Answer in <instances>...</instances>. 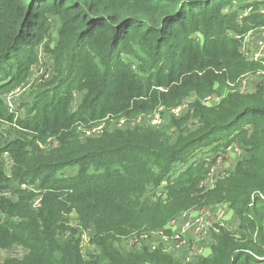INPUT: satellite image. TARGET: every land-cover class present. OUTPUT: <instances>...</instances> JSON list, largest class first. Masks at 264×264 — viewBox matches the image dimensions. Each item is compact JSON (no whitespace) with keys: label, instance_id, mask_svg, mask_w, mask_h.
<instances>
[{"label":"trees","instance_id":"obj_1","mask_svg":"<svg viewBox=\"0 0 264 264\" xmlns=\"http://www.w3.org/2000/svg\"><path fill=\"white\" fill-rule=\"evenodd\" d=\"M55 21L57 36L47 49L53 77L19 121L23 131L0 141V154L13 162L9 176L0 167V186L34 184L40 196L37 211L34 192L17 187V200L0 197V210L17 220L3 215L0 248L27 250L5 264H264V83L252 93L233 89L262 68L240 46L248 32L264 29V0H0V88L26 78L34 48ZM216 85L227 93L203 105ZM74 92L81 95L77 110ZM191 94L192 112L170 125L91 138L76 131L77 122L149 114ZM194 118L199 124L189 129ZM232 144L241 150L239 161L217 174L213 188L200 187L213 155ZM74 166L73 174L62 172ZM218 204L238 223L217 225L203 257L186 263L160 246L129 253L114 246L187 209ZM71 211L92 230L97 253L82 254L77 230L62 237L69 228L61 217Z\"/></svg>","mask_w":264,"mask_h":264},{"label":"rangeland","instance_id":"obj_2","mask_svg":"<svg viewBox=\"0 0 264 264\" xmlns=\"http://www.w3.org/2000/svg\"><path fill=\"white\" fill-rule=\"evenodd\" d=\"M247 1L250 2L253 0H247ZM247 12L248 11H245L243 14H245ZM262 30H264V29L253 30V31H250L246 34V38H247V36H250V38H247V39H249L250 47L252 49H253L254 44L256 42L255 35ZM56 36H57V23L55 21L52 24L49 23L48 32L46 34V37H44L43 40L34 48V50H35V62L31 65V67L28 71V74L26 75V78H24L23 80H21L19 82L15 81L14 83L9 85L8 87L0 88V103H1V108H2V111H1L2 115H0V141H1V143H4L6 141H10L13 138H16L17 135H19V133H21V131H23L21 126L18 124L19 121L20 120L22 121L24 118H26V116L29 113V111H28L30 108L29 106L34 103L33 100L36 97V95L39 94L44 89H46L49 81H51L50 79L53 77V61H52L51 55L47 52V49L53 47ZM252 53H253V51H248L247 54H245V56L244 55L243 56L245 57V59L250 61V59H251L250 57H251ZM126 59L129 62H133V60L129 57H126ZM254 74L255 73H251V74L243 77L240 81H238V83L235 87H233V86H230V87H233L234 90H238L244 94L254 92L256 90L257 85H259V83H262L260 80H258V78H256V76H254ZM249 76H252V77L254 76V78H249ZM243 80H244V83H243ZM249 86H250L249 89L251 90L250 92H248L246 90L247 89L246 87H249ZM17 89H18V93L12 94V92H14ZM227 90L228 89L226 87H222V86L218 87L216 85L214 87L213 93H211V95L214 98V101L220 100L221 97L227 93ZM192 97L194 98V100L197 99L195 94H191L188 97H185L182 100V102L187 103V101H189V99ZM72 98H73V100L71 103V105H72L71 109L77 110V108L79 106L80 99H81V95L74 92ZM191 103H190V106H191ZM205 106H207V105H205ZM165 117L167 120L166 123H168L170 120V116L166 115ZM171 123H173V122L170 121L168 124L170 125ZM197 124H199V119L194 118V119H191V121L187 123V127L189 129H192V128H195L197 126ZM171 127L172 126H170L169 129ZM172 131L173 130H170V133ZM51 144L55 145V140L51 141ZM200 154L201 153L199 151V153L197 154V157L195 159H199ZM218 156L223 157L224 154L223 155L218 154ZM223 161H224V159L222 160V165H223ZM12 163L13 162L10 159L8 152H3L0 154V165H1L0 167H2V169L4 170V173L7 176L10 175V167H11ZM222 165L217 169L218 172H225V171H228V170L233 168L232 167L230 169L229 168L223 169ZM176 167L180 168L181 166L179 164H176ZM75 171H76V166L65 168L62 170V172L65 175L73 174ZM29 185H32L34 193L36 194L35 197H37L38 196L37 193L39 192V190L36 189V186L34 184H29ZM0 187H2V189L0 188V197L6 199L8 201L17 200V197L14 194V191L18 187L17 182L15 183L14 180H11V181L7 182V184L5 186H0ZM26 191L33 192L32 190H26ZM35 197L31 198V200H30L31 209L33 211H37L39 208V207L34 208L32 205ZM211 206H213V208L216 207L215 205H211ZM206 207H210V206H206ZM228 212H230V211H228V209H226V212L222 216V219H224L226 217ZM3 215L6 216V219L8 221H12V222L17 221L16 218L11 217L6 212H2V210H0V221H2L5 218V217L3 218ZM222 219L220 221H218L217 224L213 223L215 230H213V225H212V227L210 229V233H212V232L214 233L215 231L217 232L216 226L223 224ZM61 221H62L63 226H66L69 228V230L64 231V233L62 234V237L64 239H66V238L68 239L69 237H70L69 239H71L72 233L75 232V230H77L78 232L81 233L79 235V247L81 249L82 254L84 256H86L87 252H91L94 254L97 253V251H98L97 246L93 243L92 237H91V234H92V236L94 235L92 230L86 229V228H81L78 217L76 216V213L74 211H71L69 214L63 215L61 217ZM224 222H225V220H224ZM166 224L163 227H161L160 229L165 228ZM231 228H234V227H231ZM152 231H154V230H152ZM136 234H138V233H132L123 239L120 238V239L116 240L114 242V246L120 252H123V253L133 252L134 247H133V243H132L133 242L132 237ZM209 235H208V237H209ZM187 237H189V235ZM208 237L206 236V238H208ZM194 239L195 238L191 239L190 242L193 243ZM207 241H208V239H207ZM153 244L156 246H159L155 242H153ZM163 249H165V248L163 247ZM164 251H166V250H164ZM26 252H27V250L22 245H16V244H13L8 248H0V264H5V263H9L13 260H17V259L21 258ZM170 253L173 254L174 257H176V256L180 257L175 253H172V252H170ZM208 253H210V251L205 249V251L203 252V255L197 256V257H203V256L207 255ZM197 257H196V259H197ZM182 258L184 259L183 256H182ZM185 262L187 263L189 261H185Z\"/></svg>","mask_w":264,"mask_h":264},{"label":"built area","instance_id":"obj_3","mask_svg":"<svg viewBox=\"0 0 264 264\" xmlns=\"http://www.w3.org/2000/svg\"><path fill=\"white\" fill-rule=\"evenodd\" d=\"M256 42L253 49L250 47V41L247 38L250 36L246 35L241 40L240 50L245 56L248 51H253L251 54L250 61L258 62L262 65L254 76L258 78L261 82H264V30L260 31L255 35ZM250 49V50H249ZM249 75V74H248ZM247 76V75H246ZM253 76V77H254ZM20 92V91H19ZM18 93V89L12 92V94ZM194 98H190L187 103L181 102L177 106L165 107L162 105L157 106L149 114H139L134 117H109L106 116L98 121H90L88 123H75L76 131L80 133L82 137L91 138L99 136L104 130H113L116 128H130L135 127H145L151 126L155 128L162 127L166 122V115L174 119H179L186 114L192 112L190 103ZM201 103L207 106H211L218 101H214L212 95H207L203 97ZM114 119V120H113ZM108 126V127H107ZM54 138H48L47 141L51 142ZM215 161L213 162L206 178L200 182V187L204 189H211L214 187L216 176L218 173L217 169L222 165V158L218 155H213ZM18 188L22 190H33L32 185L27 183L18 184ZM33 207L37 208L40 206V196L35 197L33 201ZM226 212V207L224 204H219L216 207H195L187 209L186 211L180 213V215L170 219L165 228L157 229L148 233H138L134 235L133 247L141 248L143 245H150L155 247L153 242L157 243L159 246L165 248L167 252H172L178 256H183L185 261H192L196 259L197 256H202L205 251L208 241H211L212 233L210 229L213 223H216L222 219V216ZM179 229V230H178ZM213 230H215L213 225ZM210 234V235H209ZM189 235V237H187ZM209 235V237H208ZM206 236L208 238H206ZM131 238V239H132ZM193 243L190 242L193 239Z\"/></svg>","mask_w":264,"mask_h":264},{"label":"crops","instance_id":"obj_4","mask_svg":"<svg viewBox=\"0 0 264 264\" xmlns=\"http://www.w3.org/2000/svg\"><path fill=\"white\" fill-rule=\"evenodd\" d=\"M249 78H254V77L249 76ZM243 83H244V80H243ZM246 88L245 89L248 92L251 91L249 89L250 86L246 87ZM240 155H241V150H239V148H237L236 144H232L231 146L227 147V149L224 152V156L222 158V160L224 159L223 165H222L223 169L232 168L239 161ZM215 206H217V205H215ZM211 207H213V206H211ZM225 207H226V205H225ZM226 209H227V207H226ZM228 211H230V212H228L226 217L224 219H222L223 224H221V226H224V227L230 229L231 227H236L238 222L235 218L233 211H231L229 209H228ZM224 220H225V222H224ZM206 250L209 251L210 248L207 246Z\"/></svg>","mask_w":264,"mask_h":264}]
</instances>
